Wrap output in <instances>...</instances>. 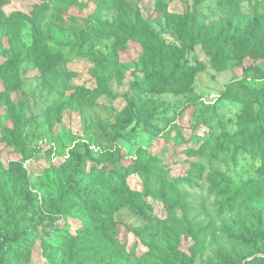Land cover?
I'll return each mask as SVG.
<instances>
[{"label": "rangeland", "instance_id": "rangeland-1", "mask_svg": "<svg viewBox=\"0 0 264 264\" xmlns=\"http://www.w3.org/2000/svg\"><path fill=\"white\" fill-rule=\"evenodd\" d=\"M0 9V76L18 61V86L3 90L0 80L8 264L264 256V0H0ZM154 40L195 69L187 91L151 89L143 70L161 68ZM131 102L144 105L146 125H135ZM132 126V138L112 139ZM120 153L123 184L108 185L96 170ZM221 178L230 192L245 189L229 209ZM78 189L98 211L71 195L57 200Z\"/></svg>", "mask_w": 264, "mask_h": 264}, {"label": "trees", "instance_id": "trees-1", "mask_svg": "<svg viewBox=\"0 0 264 264\" xmlns=\"http://www.w3.org/2000/svg\"><path fill=\"white\" fill-rule=\"evenodd\" d=\"M227 6L230 9H233L235 6L232 3L227 4ZM35 19L38 17V12L34 14ZM5 17L1 12L0 9V25L4 23ZM152 34V33H150ZM153 35V34H152ZM154 36V35H153ZM153 48L155 50V53L152 55L153 58L151 59H158L160 61V66L158 70H143L144 77L146 81L151 85V89L155 91L156 93H162L165 91H173L175 93H181L188 90L190 82L192 78L195 75V69L187 65L184 61L181 60L182 53L177 54L176 51L177 48H172L170 45H166L165 43L154 40ZM40 52V51H39ZM42 55V53H41ZM103 67L105 68V71H108V69L111 67V64L109 60L106 57H102ZM17 60L15 59L13 63H8L3 70V73L0 76V80L3 85V90H13L15 89L17 84V78H16V66H17ZM166 67H169L168 70H166ZM97 78L105 85L106 81L105 79L100 75L97 74ZM132 105V113L134 114L135 118V125L138 124H145L146 121H149L151 119V116L149 117L147 113L145 112L144 105L143 104H136L135 102H131ZM144 110V111H142ZM145 115V116H144ZM18 120L15 118V122ZM149 130H153V128L149 127L147 125ZM135 126H132L130 130L127 132H121L119 130L113 131L112 139H117L119 137L130 139L134 135ZM4 134L9 138L12 139L11 132L6 128L4 129ZM13 142H11L12 144ZM121 158V153L119 155H113L112 159L108 164H104L102 167L97 168L96 170V176L98 179L104 180V182L108 185H117L120 186L123 184L121 178V172L123 171V165L119 163V160ZM195 167V166H194ZM264 168V161L262 163V166L259 168V172L262 171ZM225 184L224 189L222 192L224 194H227V198L224 201V203L221 205V209L224 208H231L232 205L243 195L245 192V189L243 190H235L233 192H230L234 187L232 182L225 178H221L220 184ZM121 195L125 196V193L119 192ZM91 193L86 192L82 189H78V194L75 191H63L57 200H63L68 195H71L74 199H77L79 201L85 202V206H91L92 210L98 211L100 207H97L93 202L90 200ZM94 194H92L93 196ZM126 197V196H125ZM128 197H130L128 195ZM98 199H100L101 202H104L106 205V209L110 211V209L114 208L113 201L110 198H102L98 196ZM131 199H133L131 197ZM32 229L27 230H21L16 231L13 234H6L4 236L5 242H11L13 239H19L22 240V238L28 237L33 234ZM12 256H15V252L13 250H9ZM251 255H254L251 253ZM244 260L246 257L243 258ZM0 264H8V260L4 257L3 253H0ZM244 264H264V256L255 254L253 258H251L250 261H245Z\"/></svg>", "mask_w": 264, "mask_h": 264}]
</instances>
